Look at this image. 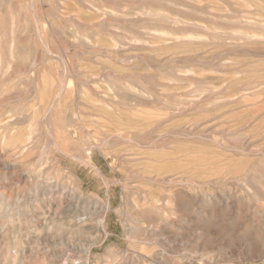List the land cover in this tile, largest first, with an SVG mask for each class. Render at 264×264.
<instances>
[{
	"label": "rangeland",
	"instance_id": "1",
	"mask_svg": "<svg viewBox=\"0 0 264 264\" xmlns=\"http://www.w3.org/2000/svg\"><path fill=\"white\" fill-rule=\"evenodd\" d=\"M263 14L264 0H1L0 126L6 123L9 127L6 132L16 137L28 135L35 128L43 133L38 130L33 132V138L26 146L30 153L23 156L26 159L0 147V221L7 217V220H13V217L30 219L32 214L33 218L54 217L66 227L74 228L81 216L88 220L85 233L90 236L94 233L90 226L107 215L112 235L100 240L90 264L112 249L119 256L110 264H137L138 258L143 255L148 256L144 258L149 264H264ZM9 23L12 25L10 29ZM118 24L121 25L120 30ZM25 25L29 29L33 27V31H27ZM17 26L20 29H16ZM21 32L24 35H20ZM254 32L258 33L257 40ZM3 33L4 39L9 41H4ZM141 33L147 37H142ZM11 40L14 44L10 43ZM103 48L105 51L102 53ZM6 57L7 61L4 60ZM90 82L94 85L91 86ZM51 83L55 93L59 91L56 94L60 95L56 100V103L60 102L56 104L59 107L55 116L48 112L38 124L39 117L33 115L32 108L41 112L43 92L49 90ZM8 85L11 86L8 88ZM103 95L107 100L100 99ZM75 110L80 118L75 116ZM63 120L66 123H62ZM119 126L131 133V137L142 132L145 136L130 143L96 142L97 137L110 135ZM76 128L78 131L74 130ZM56 136L60 139V152L55 151L51 144ZM72 136L75 141L71 146ZM32 140L37 144H33ZM78 143H81L80 147ZM138 147L143 148L140 150ZM3 164L10 165L11 173L2 169ZM152 175H155L154 178ZM170 176L173 185L165 183L166 180L171 181ZM9 177L10 180H7ZM63 180L66 184H62ZM46 181L60 182L59 185L64 186L67 193L63 197L47 195V198H42L47 201L41 199L38 204L34 198V187L45 185ZM73 197L74 202L71 200ZM153 199L159 202L161 209L158 205L153 206ZM109 203L111 207L106 214L105 206ZM25 204L32 206L28 207L30 212L23 214L29 206ZM22 205L23 211L20 210ZM70 205L71 212L66 209ZM16 210L22 214L19 215ZM15 214L17 217L13 216ZM23 220L25 227H29V221ZM36 224L40 226L42 221ZM128 224L135 226L134 237L126 235L130 227ZM30 237L31 234H22L23 240L29 244L32 242L31 247L34 241ZM42 238L39 255L31 256L27 264H73L83 261L80 245L85 238L81 243L74 241L75 244L66 238L53 240L45 234ZM138 240L150 244L139 245ZM77 244L79 250L75 247ZM5 253V239H0V264L6 262ZM100 264H105V261Z\"/></svg>",
	"mask_w": 264,
	"mask_h": 264
},
{
	"label": "bare ground",
	"instance_id": "2",
	"mask_svg": "<svg viewBox=\"0 0 264 264\" xmlns=\"http://www.w3.org/2000/svg\"><path fill=\"white\" fill-rule=\"evenodd\" d=\"M3 1V0H2ZM56 1H58V0H56ZM65 1V0H64ZM107 1H109V0H107ZM0 2H1V0H0ZM18 2V1H17ZM20 2V1H19ZM61 2V1H60ZM60 2H58L57 4H59ZM89 2V1H88ZM143 2H144V0H143ZM4 3H5V1H4ZM61 3H63V2H61ZM192 3V2H191ZM20 4V3H19ZM202 4H203V2H202ZM26 5V4H25ZM66 5H67V3H66ZM194 5V4H193ZM4 6H5V4H4ZM28 6V5H27ZM63 6V5H62ZM102 6V5H101ZM57 7H58V5H57ZM89 7V6H88ZM98 7V6H97ZM2 8H3V6H2ZM1 8V9H2ZM51 8V7H50ZM63 8H64V6H63ZM79 8V7H78ZM95 8V7H94ZM105 8V7H104ZM64 9H66V8H64ZM102 9V8H101ZM207 9V8H206ZM245 9V8H244ZM99 10V9H98ZM103 10V9H102ZM260 10H262V9H260ZM2 11V10H1ZM63 11V10H62ZM151 11V10H150ZM21 12V11H20ZM117 12H119V11H117ZM191 12V11H190ZM258 12V11H257ZM263 12V11H262ZM122 13V12H121ZM147 13H149V12H147ZM146 13V14H147ZM165 13V12H164ZM195 13V12H194ZM224 13H225V11H224ZM259 13V12H258ZM64 14V13H63ZM62 14V15H63ZM103 14V13H102ZM101 14V15H102ZM126 14V13H125ZM158 14V13H157ZM239 14V13H238ZM261 14V13H260ZM13 15H15V14H13ZM65 15V14H64ZM79 15V14H78ZM264 15V14H263ZM12 16V15H11ZM66 16V15H65ZM95 16V15H94ZM93 16V17H94ZM106 16V15H105ZM104 16V17H105ZM209 16V15H208ZM207 16V17H208ZM13 17V16H12ZM15 17V16H14ZM13 17V18H14ZM18 17V16H17ZM74 17V16H73ZM107 17H108V15H107ZM114 17H117V16H114ZM37 18V17H36ZM40 18V17H39ZM46 18V17H45ZM60 18V17H59ZM127 18V17H126ZM253 18V17H252ZM17 19V18H16ZM29 19V18H28ZM62 19H63V17H62ZM67 19V18H66ZM99 19V18H98ZM127 19H130V18H127ZM216 19V18H215ZM239 19V18H238ZM244 19V18H243ZM243 19H242V21H243ZM254 19V18H253ZM2 20V19H1ZM26 20V19H25ZM34 20H35V17H34ZM119 20V19H118ZM123 20V19H122ZM126 20V19H125ZM132 20V19H131ZM143 20V19H142ZM219 20V19H218ZM239 20H241V17H240V19ZM238 20V21H239ZM255 20V19H254ZM258 19H256V21H257ZM8 21H10V20H8ZM17 21V20H16ZM15 21V22H16ZM32 22H33V20H31ZM55 21V20H54ZM79 21H80V19H79ZM83 21V20H82ZM101 21H102V19H101ZM175 21V20H174ZM216 21V20H215ZM226 21V20H225ZM238 21H236V22H238ZM253 21V20H252ZM15 22H14V24H15ZM39 22V21H38ZM90 22V21H89ZM110 22H112V21H110ZM178 22V21H177ZM251 22V21H250ZM254 22V21H253ZM253 22H251V23H253ZM258 22V21H257ZM256 22V23H257ZM10 23H11V21H10ZM9 23V24H10ZM17 23H19L18 21H17ZM26 23V22H25ZM44 23V22H43ZM46 23V22H45ZM52 23H53V18H52V22H51V26H52ZM81 23V22H80ZM128 23V22H127ZM127 23H125V26H126V24ZM238 23H240V22H238ZM255 23V22H254ZM20 24V23H19ZM34 24V23H33ZM32 24V26H34ZM49 24V23H48ZM112 24H113V22H112ZM120 24V23H119ZM119 24H118V27H119V30H120V28H121V25L119 26ZM219 24V23H218ZM8 25V24H7ZM23 25V24H22ZM102 25V24H101ZM144 25V24H143ZM160 25V24H159ZM164 25V24H163ZM215 25V24H214ZM250 25V24H249ZM255 25V24H254ZM257 25H258V23H257ZM256 25V26H257ZM12 25L10 24V26H9V29H10V27H11ZM14 26V25H13ZM19 27H20V25H18ZM18 26L16 27V29L18 28ZM26 26V25H25ZM28 26V25H27ZM26 26V30L28 31V27ZM37 26V25H36ZM105 26V25H104ZM108 26V25H107ZM115 26H117V25H115ZM133 26V25H132ZM188 26V25H187ZM22 27V26H21ZM20 27V28H21ZM54 27V26H53ZM94 27V26H93ZM96 27H97V25H96ZM108 27H110V24H109V26ZM112 27V26H111ZM194 27V26H193ZM0 28H1V25H0ZM12 28V27H11ZM20 28H18V29H20ZM47 28L49 29L50 27H49V25L47 26ZM47 28H46V30H47ZM103 28V27H102ZM113 28V27H112ZM116 28V27H115ZM126 28V27H125ZM128 28V27H127ZM131 28V27H130ZM175 28V27H174ZM179 28H180V26H179ZM30 29H32V31H33V27H30ZM29 29V30H30ZM34 29H35V27H34ZM98 29V28H97ZM145 29V28H144ZM263 29V28H262ZM3 30V29H2ZM14 30V29H13ZM22 30V29H21ZM95 30V29H94ZM93 30V31H94ZM112 30H114V29H112ZM142 30V29H141ZM178 30V29H177ZM207 30V29H206ZM264 30V29H263ZM20 31V30H19ZM26 31V32H27ZM36 31V29L34 30V32ZM41 31V30H40ZM105 31V30H104ZM123 31V30H122ZM150 31V30H149ZM10 32H11V30H10ZM18 32V31H17ZM33 32V33H34ZM38 32V31H37ZM42 32V31H41ZM55 32V31H54ZM96 32V31H95ZM99 32V31H98ZM102 32V31H101ZM151 32V31H150ZM163 32V31H162ZM224 32V31H223ZM240 32V31H239ZM243 32V31H242ZM7 33H8V30H7ZM23 33H24V31H23ZM22 32H21V34L20 35H22L23 34ZM43 33V32H42ZM46 33V32H45ZM75 33V32H74ZM104 33V32H103ZM103 33H101V34H103ZM122 33V32H121ZM125 33V32H124ZM142 33H144V31H142ZM142 33H141V36L143 37V35L144 34H146V33H144L143 35H142ZM197 33V32H196ZM225 33V32H224ZM234 33H235V31H234ZM252 33L253 32H251V35H252ZM255 33V32H254ZM262 33V32H261ZM12 34V33H11ZM27 34H30V33H27ZM39 34H40V32H39ZM38 34V35H39ZM116 34V33H115ZM135 34V33H134ZM150 34H153V32L152 33H150ZM162 34H164V33H162ZM166 34V33H165ZM164 34V35H165ZM256 34H258V33H255V35ZM262 34H264V33H262ZM1 35V34H0ZM8 35V34H7ZM17 35V34H16ZM16 35H15V37H16ZM24 35V34H23ZM32 35V34H31ZM35 35V34H34ZM46 35H48V32H47V34ZM77 35V34H76ZM82 35V34H81ZM86 35V34H85ZM99 35V34H98ZM108 35V34H107ZM106 35V36H107ZM110 35V34H109ZM121 35H124V34H121ZM138 35V34H137ZM147 35V34H146ZM156 35V34H155ZM215 35V34H214ZM250 35V37L252 38V36ZM9 36H10V34H9ZM9 36H8V38H9ZM12 36V35H11ZM26 36V38H27V40H28V37H27V35H25ZM37 36V35H36ZM54 36H55V34H54ZM79 36V35H78ZM145 36V35H144ZM166 36V35H165ZM168 36H169V34H168ZM167 36V37H168ZM181 36V35H180ZM257 36V35H256ZM1 37V36H0ZM29 37H31V39H32V36H29ZM35 37V36H34ZM112 36H110V38H111ZM139 37V36H138ZM145 37H147V36H145ZM150 37V36H149ZM192 37V36H191ZM219 37V36H218ZM255 37V36H254ZM3 39H4V33H3V37H2ZM52 38H54V37H52ZM135 38H136V36H135ZM134 38V39H135ZM156 38V37H155ZM197 39H198V37H196ZM257 38H258V36L256 37V40H257ZM38 39V38H37ZM51 39V38H50ZM114 39V38H113ZM121 39V38H120ZM138 39V38H137ZM191 39H193V37L191 38ZM262 39V38H261ZM13 40V39H12ZM11 40V41H12ZM48 40V37H47V39H46V41ZM122 40H124L123 38H122ZM129 40V39H128ZM127 40V41H128ZM161 40V39H160ZM163 40V39H162ZM184 40V39H183ZM186 40V39H185ZM188 40V39H187ZM189 40H190V36H189ZM194 41H195V39H193ZM199 40V39H198ZM203 40V39H202ZM202 40H200V41H202ZM0 41H2L1 39H0ZM4 41H9V39L8 40H6V38L4 39ZM10 41V43H12V44H14L13 42L14 41H12L11 42ZM39 41H40V39H39ZM62 41V40H61ZM90 41V40H89ZM88 41V42H89ZM126 41V40H125ZM87 42V43H88ZM123 42V41H122ZM136 42H137V40H136ZM167 42V41H166ZM248 42V41H247ZM132 43H133V40H132ZM131 43V44H132ZM135 43V42H134ZM142 43V42H141ZM161 43V42H160ZM244 43V42H243ZM17 44V43H16ZM25 44V43H24ZM23 44V45H24ZM45 44V43H44ZM52 44V43H51ZM136 44V43H135ZM135 44H134V47H135ZM162 44V43H161ZM166 44V43H165ZM182 44H183V41H182ZM4 45H5V43H4ZM7 45H9V44H7ZM140 45V44H139ZM41 46V45H40ZM153 46V45H152ZM159 46V45H158ZM0 47H2V46H0ZM13 46L11 45V48H12ZM45 47V46H44ZM85 47V46H84ZM94 47V46H93ZM98 47V46H97ZM125 47V46H124ZM138 47V46H137ZM153 47H155V46H153ZM152 47V48H153ZM196 47V46H195ZM3 48V47H2ZM2 48H0V49H2ZM5 48H7V47H5ZM5 48H4V50H5ZM16 48V47H15ZM116 48H117V45H116ZM118 48L120 49V46L118 45ZM159 48V47H158ZM14 49V48H13ZM19 49V48H18ZM21 49V48H20ZM19 49V50H20ZM48 49H49V46H48ZM54 49V48H53ZM104 49V48H103ZM124 49V48H123ZM186 49V48H185ZM9 50V49H8ZM125 50V49H124ZM44 51V50H43ZM47 51V50H46ZM50 51V50H49ZM103 51H105V49L104 50H102V53H103ZM126 51V50H125ZM151 51V50H150ZM160 51V50H159ZM187 51V50H186ZM22 52H24V51H22ZM28 52V51H27ZM50 52H52V51H50ZM108 52H110V51H108ZM143 52V51H142ZM6 53V52H5ZM13 54H14V50H13V52H12ZM55 53V52H54ZM97 53V52H96ZM22 54V53H21ZM51 54H53V53H51ZM69 54V53H68ZM82 54V53H81ZM98 54V53H97ZM110 54V53H109ZM0 55H1V52H0ZM28 55V54H27ZM88 55V54H87ZM6 56V55H5ZM26 56V55H25ZM24 56V57H25ZM29 56V55H28ZM55 56V55H54ZM111 56V55H110ZM218 56V55H217ZM1 57V56H0ZM7 57H9V56H7ZM6 57V58H7ZM14 57V56H13ZM22 57V56H21ZM32 57V56H31ZM31 57H29V58H31ZM136 57V56H135ZM134 57V58H135ZM23 58V57H22ZM33 58V57H32ZM52 58V57H51ZM111 58V57H110ZM259 58V57H258ZM181 59V58H180ZM184 59V58H183ZM182 59V60H183ZM1 60H3V59H1ZM4 60H8V58L7 59H4ZM24 60H25V58H24ZM111 60V59H110ZM134 60V59H133ZM137 60V59H136ZM13 61H14V59H13ZM13 61H11V62H13ZM22 61V60H21ZM3 62V61H2ZM166 62V61H165ZM190 62V61H189ZM5 63V62H4ZM23 63V62H22ZM135 63V62H134ZM252 63V62H251ZM3 64V63H2ZM30 64V63H29ZM5 65H6V63H5ZM23 65V64H22ZM24 65H26V64H24ZM206 65V64H205ZM1 67L0 68H2V65H0ZM7 66H9V65H7ZM100 66V65H99ZM5 67V66H4ZM30 67V66H29ZM29 67H27V68H29ZM39 67V66H38ZM47 67V66H46ZM214 67V66H213ZM6 68V67H5ZM19 68V67H18ZM17 68V69H18ZM21 68H24V67H21ZM32 68V67H31ZM66 68V67H65ZM216 68V67H215ZM40 69V68H39ZM45 69V68H44ZM43 69V70H44ZM51 69H52V67H51ZM201 69V68H200ZM5 70V69H4ZM8 70V69H7ZM50 70V69H49ZM154 70V69H153ZM28 71V70H27ZM76 71V70H75ZM83 71V70H82ZM205 71V70H204ZM24 72V71H23ZM77 72V71H76ZM86 72V71H85ZM187 72V71H186ZM189 72V71H188ZM41 73H43V72H41ZM40 73V74H41ZM65 73V72H64ZM83 73V72H82ZM36 74V73H35ZM37 74H39V73H37ZM46 74H49V72H47ZM4 75H5V71H4ZM11 75V74H10ZM140 75V74H139ZM49 76H51V75H49ZM63 76V75H62ZM80 76V75H79ZM78 76V77H79ZM94 76H96V75H94ZM115 76V75H114ZM141 76H142V74H141ZM1 75H0V79H1ZM81 77V76H80ZM8 78V77H7ZM53 78V77H52ZM86 78V77H85ZM116 78V77H115ZM64 79V78H63ZM87 79V78H86ZM90 79H94V78H90ZM89 79V80H90ZM97 79H98V77H97ZM111 79V78H110ZM6 82H7V80H6V78L4 79ZM3 80V81H4ZM13 80V79H12ZM40 80V79H39ZM54 80V79H53ZM113 80V79H112ZM2 81V80H1ZM0 81V82H1ZM64 81V80H63ZM72 81V80H71ZM84 81H86V83L88 82L87 80H84ZM119 81H120V79H119ZM173 81V80H172ZM8 82H9V80H8ZM41 82V81H40ZM108 82H110V81H108ZM113 82V81H112ZM129 82V81H128ZM133 82V81H132ZM156 82V81H155ZM69 83H70V81H69ZM119 83V82H118ZM125 83V85H126V81L124 82ZM136 83V82H135ZM3 84V83H2ZM1 84V85H2ZM8 84V83H7ZM40 84V83H39ZM42 84V83H41ZM66 84V83H65ZM71 84V83H70ZM91 86L92 85H94V84H91V82L89 83ZM114 84H116L115 83V81H114V83H113V85ZM13 85V84H12ZM67 85H69V84H67ZM9 86H11V85H8V88H9ZM40 86V85H39ZM50 88H49V90H46V91H44L43 93H44V97L43 98H41L42 99V102H43V105L41 106V112H40V110L38 111V108L37 109H34V108H32V111H33V115L34 116H37L38 115V117H39V120L37 121L38 122V124H39V121H41L40 120V118L42 117V118H44V114H46V113H48V112H50L52 115H56V113H57V110H58V105H56L57 103H56V100H58V96L60 97V95H56L58 92H56L55 93V87H54V85H52V83L50 84ZM87 86H88V84H87ZM115 86V85H114ZM137 86V85H136ZM57 87V86H56ZM82 87V86H81ZM111 87V86H110ZM123 87H124V85H123ZM143 87V86H142ZM12 88V87H11ZM39 88V87H38ZM41 88V87H40ZM39 88V89H40ZM68 88V87H67ZM85 88H86V85H85ZM84 88V89H85ZM115 88V87H114ZM120 88V87H119ZM126 88V87H125ZM129 88H130V84H129ZM145 88V87H144ZM83 89V88H82ZM116 89V88H115ZM131 89V88H130ZM137 89H138V87H137ZM137 89L135 90L136 92H137ZM154 89V88H153ZM3 90V89H2ZM21 90H22V88H21ZM86 90V89H85ZM117 90V89H116ZM132 90H133V88H132ZM40 91V90H39ZM90 91V90H89ZM114 91V90H113ZM119 91V90H118ZM191 91V90H190ZM236 91V90H235ZM1 92V91H0ZM7 92V91H6ZM79 92V94H80V91H78ZM82 93L81 94H83V91H81ZM99 92V91H98ZM135 92V93H136ZM207 92V91H206ZM226 92V91H225ZM2 93V92H1ZM64 93V92H63ZM96 93V92H95ZM94 93V94H95ZM101 93V92H100ZM99 93V94H100ZM134 93V92H133ZM146 93V92H145ZM148 93V92H147ZM3 94H4V92H3ZM62 94V93H61ZM110 94V93H109ZM139 94H140V92H139ZM150 94V93H149ZM163 94V93H162ZM193 94V93H192ZM1 95V94H0ZM5 95V94H4ZM34 95V94H33ZM42 95V94H41ZM40 95V96H41ZM95 95H98V94H95ZM115 95V94H114ZM126 95V94H125ZM151 96H153L152 94H150ZM161 95V94H160ZM172 95V94H171ZM210 95V94H209ZM10 96H12V95H10ZM36 96V95H35ZM101 96V95H100ZM105 95H103L102 97H100V99L102 98V99H104L103 97H104ZM141 96V95H140ZM38 97V96H37ZM106 97V96H105ZM111 97V96H110ZM144 97H146V96H144ZM176 97V96H175ZM242 97H244V96H242ZM36 98V97H35ZM124 98V97H123ZM177 98V97H176ZM262 98V97H261ZM86 99V98H85ZM94 99V98H93ZM106 99V98H105ZM104 99V100H105ZM114 99V98H113ZM125 99V98H124ZM173 99H175V98H173ZM243 99V98H242ZM32 100H36V99H32ZM76 100H77V98H76ZM107 100V99H106ZM136 100V99H135ZM139 100V99H138ZM148 100V99H147ZM109 101H110V99H109ZM140 101V100H139ZM158 101V100H157ZM106 102V101H105ZM104 102V103H105ZM155 102V101H154ZM233 102V101H232ZM29 103H32L31 101L29 102ZM60 103V102H59ZM58 103V104H59ZM103 103V104H104ZM117 103V102H116ZM120 103V102H119ZM145 103H146V101H145ZM165 103V102H164ZM182 103H183V101H182ZM108 104V103H107ZM107 104H106V106H107ZM118 104V103H117ZM116 104V106H118ZM120 104H122V103H120ZM120 104H119V106H120ZM29 105V104H28ZM111 105V104H110ZM128 105V104H127ZM141 105V104H140ZM190 105V104H189ZM103 106V105H102ZM118 106V107H119ZM126 106V105H125ZM151 106V105H150ZM188 106V105H187ZM2 107L4 108V106H1V109H2ZM38 107V106H37ZM67 107H69V106H67ZM76 107V106H75ZM81 107V106H80ZM108 107V106H107ZM121 107V106H120ZM127 107V106H126ZM125 107V108H126ZM130 107V106H129ZM142 107V106H141ZM146 107V106H145ZM86 108V107H85ZM110 108H111V106H110ZM140 108V107H139ZM5 109V108H4ZM18 109V108H17ZM25 109V108H24ZM30 109V108H29ZM69 109H70V107H69ZM78 109V108H77ZM90 110H91V108H89ZM105 109V108H104ZM123 109V108H122ZM145 109V108H144ZM148 109V108H147ZM153 109H154V107H153ZM12 110H13V108H12ZM12 110H11V112H12ZM71 110V109H70ZM74 110V109H73ZM87 110V109H86ZM7 111H9V110H7ZM115 111V110H114ZM127 111H129V110H127ZM15 112V111H14ZM13 112V113H14ZM19 112V111H18ZM60 112V111H59ZM1 113V112H0ZM12 113V114H13ZM16 113V112H15ZM24 113H26V112H24ZM66 113H67V111H66ZM76 112V110H75V116L77 115V114H79V113H77ZM7 114H8V112H7ZM10 114V113H9ZM69 114V113H68ZM93 114V113H92ZM92 114H89V115H92ZM138 114V113H137ZM140 114H142L143 115V113H140ZM20 115V114H19ZM30 115V114H29ZM47 115V114H46ZM45 115V116H46ZM62 115V114H61ZM80 115V114H79ZM78 115V116H79ZM95 115H97L98 116V114H95ZM139 115V114H138ZM17 115L15 114V117H16ZM22 116V115H21ZM23 116H24V114H23ZM69 116V115H68ZM81 116H82V114H81ZM100 116V115H99ZM102 116V115H101ZM144 116V115H143ZM173 116V115H172ZM14 117V118H15ZM25 117H26V119H27V117L28 116H26L25 115ZM65 117H66V115H65ZM71 117H73L72 116V113H71ZM77 117V116H76ZM84 117V116H83ZM104 117V116H103ZM106 117V116H105ZM134 117V116H133ZM149 117V116H148ZM166 117V116H165ZM164 117V118H165ZM19 118V117H18ZM21 118V117H20ZM23 118V117H22ZM63 119H65L64 117H62ZM77 118H80V117H77ZM94 118V117H93ZM139 118H140V116H139ZM160 118V117H159ZM175 118V117H174ZM12 119V118H11ZM10 119V121H12ZM52 119H53V117H52ZM69 119V118H68ZM72 119H74V118H72ZM108 119V118H107ZM161 119V118H160ZM22 120V119H21ZM56 120H57V118H56ZM55 120V121H56ZM60 120H62V119H60ZM78 120V119H77ZM104 120H105V118H104ZM109 120V119H108ZM163 120H165V119H163ZM8 121V120H7ZM6 121V122H7ZM17 121H20L19 119L17 120ZM17 121H16V123H17ZM29 121V120H28ZM28 121H26L25 122V124L26 125H28L29 123H28ZM35 121V120H34ZM43 121V120H42ZM66 120H63L62 121V123L63 122H65ZM79 121H81V119L79 120ZM162 121V120H161ZM14 122V121H13ZM30 122V121H29ZM61 121H59L58 122V124L60 123ZM73 122H76V121H74L73 120ZM73 122H71V123H73ZM132 122V121H131ZM139 121H137V123H138ZM28 123V124H27ZM35 123H36V121H35ZM35 123H34V125H35ZM43 123H44V121H43ZM42 123V124H43ZM61 123V124H62ZM66 123V122H65ZM76 123H79L78 121L76 122ZM75 123V124H76ZM94 123V122H93ZM2 124V123H1ZM4 124V123H3ZM1 125L0 126V147L3 149V150H6V151H8L9 153H11V152H13L14 154H16V155H19L22 159H26V157H23V156H25L27 153H30V152H28V147H26L28 144L27 143H29L30 142V140L33 138V135H34V131H37L38 130V128H35L34 130L32 129V128H30V129H32V131H29V134L28 135H22V134H20V135H22L21 137H19V135H17L18 137H16V136H14V135H9L8 134V132H6V130H7V128H9V127H7V125ZM7 124H9V123H7ZM18 124V123H17ZM40 124H41V122H40ZM46 124H47V122H46ZM49 124V123H48ZM68 124V123H67ZM66 124V125H67ZM69 124H70V122H69ZM74 124V123H73ZM34 125H32V126H34ZM37 125V124H36ZM53 126L55 125V124H52ZM66 125H65V127H66ZM80 125V124H79ZM84 125V124H83ZM97 125V124H96ZM130 125V124H129ZM129 125H127V126H129ZM132 125V124H131ZM151 125V124H150ZM13 126V125H12ZM18 126V125H17ZM46 126H48V125H46ZM59 126V125H58ZM61 126V125H60ZM76 126V125H75ZM152 126V125H151ZM159 126V125H158ZM162 126V125H161ZM30 127V126H29ZM51 127V126H50ZM50 127H49V129H50ZM73 127H74V125H73ZM72 127V128H73ZM80 127V126H79ZM83 127V126H82ZM154 127H155V125H154ZM44 128V127H43ZM56 128V127H55ZM69 128H71V127H69ZM78 128V127H77ZM77 128L76 129H74V130H77ZM81 128V127H80ZM158 128V127H157ZM185 128V127H184ZM53 129H54V127H53ZM79 129V128H78ZM84 129V128H83ZM86 129V128H85ZM150 129H151V127H150ZM152 129H153V127H152ZM41 130H42V128H41ZM60 130V129H59ZM63 130H64V128H63ZM79 130H81V129H79ZM87 130V129H86ZM126 130H129V129H126ZM156 130V129H155ZM188 130V129H187ZM12 131V130H11ZM38 131H40V130H38ZM49 131H52V130H49ZM61 131V130H60ZM59 131V132H60ZM78 131V130H77ZM154 131V130H153ZM159 131V130H158ZM26 132V131H25ZM34 132V133H33ZM41 132V131H40ZM53 132V131H52ZM56 132V134H57V130L55 131ZM55 132H54V134H55ZM66 132H69V130L68 131H66ZM83 132H85V131H83ZM87 132V131H86ZM90 132V131H89ZM107 132V131H106ZM156 132H157V130H156ZM19 133V132H18ZM17 133V134H18ZM41 133H43V132H41ZM46 133V132H45ZM50 133V132H49ZM74 133H75V131H74ZM81 133H82V131H81ZM95 133H96V131H95ZM112 133V134H111ZM111 133H110V135H104V137L103 136H101V137H97V140H96V142L97 141H99V142H103L104 144H107L108 142H113V144L115 143V141H129V143L130 142H136V141H139L141 138H143V136H145V134L142 132V133H136V134H134L132 137H131V133H128L127 131H124V129H123V127H120L119 126V128H116L114 131L112 130L111 131ZM148 133L149 134H151L150 132H149V129H148ZM233 133V132H232ZM37 134V133H36ZM48 134V133H47ZM63 134H64V132H63ZM156 134H158V132L156 133ZM210 134V133H209ZM37 135H41L40 133L39 134H37ZM43 135V134H42ZM41 135V136H42ZM60 135V133H58V136ZM65 135V134H64ZM69 135H71V134H69ZM83 135V134H82ZM96 135H97V133H96ZM153 135V134H152ZM54 136V135H53ZM68 136V135H67ZM81 136V135H80ZM79 136V137H80ZM85 136H86V134H85ZM87 136H89L88 134H87ZM148 136H150V135H148ZM38 137V136H37ZM60 137V136H59ZM59 137H57L56 136V139H54L53 141H52V145L54 146V148H56V150L55 151H57L58 150V148H59V144H60V139H59ZM64 137V136H63ZM75 137H76V133L74 134V139H75ZM90 137V136H89ZM89 137H88V139H89ZM153 137V136H152ZM151 137V138H152ZM44 138L45 139H48L49 137H45L44 136ZM52 138V137H51ZM81 138H82V136H81ZM96 138V137H95ZM39 139L41 140V137L39 136ZM73 136H72V139H70V140H72L71 141V146H72V143H73ZM85 139H86V137H85ZM139 139V140H138ZM49 140V139H48ZM33 141V140H32ZM42 141V140H41ZM51 141H49V142H51ZM75 141V140H74ZM81 141V140H80ZM79 141V142H80ZM91 141V140H90ZM66 142V141H65ZM67 142L69 143V141H68V137H67ZM86 142H87V139H86ZM89 142V141H88ZM213 142V141H212ZM242 142V141H241ZM35 142L33 141V144H34ZM42 143V142H41ZM45 143H47V142H45ZM45 143L43 144V145H45ZM75 143V142H74ZM82 143H84V142H82ZM216 143V142H215ZM35 144H37V143H35ZM76 144V143H75ZM79 144V143H78ZM124 144H126V143H124ZM31 145V144H30ZM49 145V144H48ZM62 145V144H61ZM70 145V144H69ZM68 145V146H69ZM80 145H81V143L79 144V147H80ZM86 145V144H85ZM99 145V144H98ZM123 145V144H122ZM32 146V145H31ZM38 146V145H37ZM50 146V145H49ZM48 146V147H49ZM67 146V147H68ZM75 146V145H74ZM77 146V145H76ZM87 146V145H86ZM145 146H146V144H145ZM35 147V146H34ZM44 147V146H43ZM88 147V146H87ZM93 147V146H92ZM95 147V146H94ZM144 147V146H143ZM143 147H141V149L143 148ZM147 147V146H146ZM167 147V146H166ZM253 147V146H252ZM91 148V147H90ZM98 148H99V146H98ZM136 148V147H135ZM139 148V147H138ZM68 149V148H67ZM73 149V148H72ZM75 149H79V148H76L75 147ZM121 149H123V148H121ZM140 149V148H139ZM140 149V150H141ZM150 149V148H149ZM41 150H43V152H44V149L43 148H41ZM41 150H39V151H41ZM48 150H49V148H48ZM91 149H89V151H90ZM99 150H101V149H99ZM143 150H145V148L143 149ZM59 151V150H58ZM73 151H75V150H72V152ZM124 151V150H123ZM261 151V150H260ZM42 152V153H43ZM60 152V151H59ZM120 152V151H119ZM41 153V154H42ZM63 153V152H62ZM71 153V152H70ZM76 153H79V152H76ZM90 153V152H89ZM100 153H101V151H100ZM33 154V153H32ZM40 154V155H41ZM48 153H46L45 155H47ZM50 154V153H49ZM48 154V155H49ZM63 154H65V153H63ZM73 154V153H72ZM75 154V153H74ZM112 154V153H111ZM44 155V154H43ZM42 155V156H43ZM103 155V154H102ZM126 155V154H125ZM134 155L135 154H133V157H134ZM137 155V154H136ZM149 155V154H148ZM166 155V154H165ZM14 156V155H13ZM19 156L18 157H16L17 159L19 158ZM30 156H31V154H30ZM51 156V155H50ZM90 156V155H89ZM106 156V155H105ZM126 156H129L128 154L126 155ZM167 156H168V154H167ZM3 157V156H2ZM15 157V156H14ZM13 157V158H14ZM46 157V156H45ZM45 157H43V159L45 158ZM78 157V156H77ZM93 157V156H92ZM116 157V156H115ZM6 158V157H5ZM4 158V159H5ZM40 158H41V156H40ZM70 158V157H69ZM75 158V157H74ZM80 158V157H79ZM122 158H124L123 156H122ZM140 158V157H139ZM156 158V157H155ZM1 159V158H0ZM47 159V158H46ZM49 159H50V157H49ZM58 159V158H57ZM72 159V158H71ZM87 159H88V157H87ZM126 159H127V157H126ZM138 159V158H137ZM142 159H143V157H142ZM144 159H148V158H144ZM151 159V158H150ZM21 160V159H20ZM20 160H19V162H20ZM39 160V159H38ZM149 160V159H148ZM155 160V159H154ZM15 161V160H14ZM13 161V162H14ZM25 161V160H24ZM48 161H50V160H48ZM47 160H46V162H48ZM75 161H76V159H75ZM144 161V160H143ZM157 160H155V162H156ZM1 162H2V160H1ZM0 162V163H1ZM12 162V161H11ZM34 162V161H33ZM39 162V161H38ZM52 162V161H51ZM145 162V161H144ZM154 162V163H155ZM40 163H41V161H40ZM39 163V164H40ZM90 163V162H89ZM88 163V164H89ZM30 164V163H29ZM92 164V163H91ZM91 164H90V166H91ZM94 164V163H93ZM113 164V163H112ZM23 165H24V163H23ZM34 165V164H33ZM123 165V164H122ZM25 166L26 165H24V168H25ZM57 166V165H56ZM1 167H2V169L4 170V169H6V170H8L9 172H10V165H8V164H3V165H1ZM34 167V166H33ZM41 167V166H40ZM152 167V166H151ZM17 168V167H16ZM23 168V169H24ZM34 168H36V166L34 167ZM38 168V167H37ZM67 168V167H66ZM94 168V167H93ZM155 168V167H154ZM153 168V169H154ZM97 169V168H96ZM124 169V168H123ZM2 170V171H3ZM6 170H5V172H6ZM50 170H52V168H50ZM28 171V170H27ZM39 171V170H38ZM55 172H57V173H59V171H56L55 170ZM11 173V172H10ZM26 173V172H25ZM153 173V172H152ZM6 174H7V172H6ZM5 174V175H6ZM41 173H40V171H39V175H40ZM65 174V173H64ZM68 174H70L69 172H68ZM67 174V175H68ZM18 175V174H17ZM20 175V174H19ZM25 175V174H24ZM27 175H29V174H27ZM26 175V176H27ZM36 175V174H35ZM43 174H41V176H42ZM71 175V174H70ZM69 175V176H70ZM176 175V174H175ZM23 176V175H22ZM30 176H31V173H30ZM40 176V177H41ZM66 176V175H65ZM65 176H64V179H65ZM72 176V175H71ZM153 176V178H154V176L155 175H152ZM19 177V176H18ZM61 177V176H60ZM223 177V176H222ZM10 178L11 177H9L7 180H10ZM36 178V177H35ZM43 178V177H42ZM68 178V177H67ZM163 178H165V177H163ZM168 178V177H167ZM170 178H171V176H170ZM169 178V179H170ZM21 179H22V177H21ZM26 179V178H25ZM25 179H23L25 182H27L28 181V179H27V181L25 180ZM39 179V178H38ZM45 179H46V177H45ZM49 179L51 180V178L49 177ZM72 179V178H71ZM143 179V178H142ZM19 180V179H18ZM58 180H60V179H58ZM68 181H69V179H67ZM146 180H147V177H146ZM150 180V179H149ZM155 180H157V179H155ZM160 180V179H159ZM162 180V179H161ZM177 180V179H176ZM186 180V179H185ZM249 180V179H248ZM1 181V180H0ZM31 181V180H30ZM29 181V182H30ZM64 181V180H63ZM65 181H66V179H65ZM65 181H64V183H62V184H66L65 183ZM167 181V180H166ZM165 181V183H167V185H171L173 182H172V178H171V181L170 180H168L167 182ZM59 182V181H58ZM71 182V181H70ZM223 182V181H222ZM43 183V182H42ZM74 183V182H73ZM75 183H76V181H75ZM134 183V182H133ZM156 183H159V182H156ZM169 183V184H168ZM224 183V182H223ZM34 184V183H33ZM43 184H45V185H41L40 184V186H39V184H38V186H35L33 189L35 190V194H34V198H35V200H36V202L39 204V200H41L43 197H45V198H47V195H49V197H56V196H64L66 193H67V191H65L64 189V186H62V185H59L60 184V182L59 183H56V182H54V181H46V183H43ZM71 184V183H70ZM77 184V183H76ZM75 184V185H76ZM161 184H162V182H161ZM264 184V183H263ZM31 185V184H30ZM69 185V184H68ZM72 185V184H71ZM74 185V184H73ZM166 185V184H165ZM173 185V184H172ZM175 185V184H174ZM177 185V184H176ZM67 187V186H66ZM130 187V186H129ZM175 187V186H174ZM24 188V187H23ZM69 188H71V186L69 187ZM68 188V189H69ZM167 188V187H166ZM79 189V188H78ZM168 189H170V188H167V190ZM34 190H33V192H34ZM69 191V190H68ZM160 191V190H159ZM82 192V191H81ZM129 192H130V190H129ZM171 192V191H170ZM226 192V191H225ZM73 193V192H72ZM83 193V192H82ZM17 195H19V193L17 194ZM131 195V194H130ZM170 195V194H169ZM74 196V195H73ZM79 197L81 196V195H78ZM147 196V195H146ZM19 197V196H18ZM17 197V198H18ZM22 197V196H21ZM20 197V198H21ZM75 197H77V194L75 195ZM82 197V196H81ZM91 197V196H90ZM45 198L44 199H42V200H44V201H47V200H45ZM59 198H61V197H59ZM70 198V197H69ZM94 198V197H93ZM22 199V198H21ZM73 199H75L74 197L71 199L72 201H73ZM98 199L99 198H97V202H99L98 201ZM145 199L146 198H144V200H143V202L145 201ZM259 199V198H258ZM34 200V201H35ZM79 200V199H78ZM140 200V199H139ZM2 201V200H1ZM4 201H5V199H4ZM22 201V200H21ZM31 202H32V200H30ZM29 201V202H30ZM33 201V202H34ZM71 201V202H72ZM101 201V200H100ZM147 201V200H146ZM19 202H20V200H19ZM18 202V203H19ZM24 202V201H23ZM36 202H34L33 204H35ZM74 202V201H73ZM76 202H78L77 201V199H76ZM152 204H153V206H156L157 207V205H158V201L157 200H155V199H153L152 201ZM36 203V204H37ZM41 203V202H40ZM47 203V202H46ZM49 203V202H48ZM66 203V202H65ZM108 203V202H107ZM145 203V202H144ZM19 204H22V203H19ZM42 204V203H41ZM104 204V203H103ZM5 205V204H4ZM7 205V204H6ZM5 205V206H6ZM25 205H29V204H25ZM45 205V204H44ZM65 205V204H64ZM72 205H73V203H72ZM77 205V204H76ZM104 205H106V204H104ZM111 204L109 203L107 206H105L106 207V210L107 211H105V213L106 212H108L109 210H110V206ZM145 205V204H144ZM143 205V206H144ZM1 206H3L2 204H1ZM21 206V205H20ZM32 206V205H31ZM31 206L29 205V206H27L26 207V210H22V209H24L23 208V205H22V208L20 209V210H22L23 211V214H25V213H27V211H29V208L28 207H30L31 208ZM49 206V205H48ZM84 206V205H83ZM7 207V206H6ZM8 207H9V205H8ZM25 207V206H24ZM45 207V206H44ZM156 207H154L155 209H157ZM158 207H159V205H158ZM3 208H5L4 206H3ZM3 208H1V209H3ZM27 208H28V210H27ZM78 208V207H77ZM160 209H161V207H159ZM67 209V211H69V212H71L70 210L72 209V207H71V205L69 206V208H66ZM112 210V209H111ZM121 210V209H120ZM17 212H18V210H16ZM41 211V210H40ZM45 211H47V210H45ZM66 211V210H65ZM66 211V212H67ZM16 212V213H17ZM25 212V213H24ZM30 212V211H29ZM28 212V213H29ZM3 213V212H2ZM1 213V214H2ZM32 213V212H31ZM90 213V212H89ZM95 213V212H94ZM18 214L19 215H21L22 213L19 211L18 212ZM44 214H45V212H44ZM68 214V213H67ZM107 214V213H106ZM116 214V213H115ZM123 214H124V212H123ZM12 215V214H11ZM27 215V214H26ZM83 215V214H82ZM13 216H16L17 217V214H15V215H13ZM30 216H31V218L30 219H27V217L24 219V220H28L29 221V224H27V225H29V227H25V224H23L22 223V221L21 220H23V219H14V217H13V220L10 218L9 220H7L8 219V217H7V219H3L2 221H0V239H5V242H6V253H5V256H6V262H5V264H27V260L31 257V256H33V255H35V254H38L39 253V250L41 249V243H40V241L43 239L42 238V236L45 234L46 236H49L51 239H53V240H62V239H64V238H66V239H68V241H70V242H72V243H74V241H79V243H81V240H82V238H85V240H84V242H83V244H79L80 245V254H82V258H81V260H83L82 262H80V263H77V262H74L73 264H90V262H91V258L93 257V251H94V249H95V247H97V245H98V243L100 242V240H102V238H104V237H106V239L108 238V236L109 235H112L111 234V232L109 231V228H108V219H107V215L105 216V217H100L99 219H97V220H95V224H93V225H91L90 226V228H92L93 230H94V233L93 234H91L90 236L89 235H86V233H85V229L86 228H88L87 227V219H86V217H82V218H80V217H78V220H77V223L74 225V228L72 227V226H70V227H66L62 222H60V220L58 221V220H54V217H47V218H33L34 216L32 215V214H30ZM29 216V217H30ZM72 217V216H71ZM73 217H76V215H74ZM90 217V216H89ZM19 218V217H18ZM98 218V217H97ZM1 220V219H0ZM23 220V221H24ZM125 220V219H124ZM39 221H42V225H37L36 223L37 222H39ZM72 222V221H71ZM123 222V221H122ZM133 222H136V221H133ZM132 222V223H133ZM27 223V222H26ZM125 223V222H124ZM123 224V223H122ZM129 225V224H128ZM125 226V225H124ZM130 226V225H129ZM72 227V228H71ZM138 228V227H137ZM140 228V227H139ZM126 231V230H125ZM128 233H126V235L127 234H129V235H131L132 234V236L134 235V231H135V226L134 227H132V226H130L129 227V229H128ZM23 233H26L27 235L29 234H31V236L32 237H30V238H32L33 239V245L30 247V244H32V242L29 244V242L27 241V240H23V238H22V234ZM89 236V237H88ZM92 236V237H91ZM27 237V236H26ZM134 237V236H133ZM29 240V239H28ZM65 240V239H64ZM43 242V241H42ZM63 242V241H62ZM75 244V243H74ZM78 244H77V246H75V247H77L78 248ZM137 244H139V245H149L150 243L149 242H147V241H137ZM51 246V245H50ZM135 248V247H134ZM28 249H30V251L29 252H27L28 251ZM77 250H79V248L77 249ZM53 251V250H52ZM129 252V251H128ZM41 253H42V251H41ZM47 253H48V251H47ZM47 253H45V252H43V254H46V256H47ZM106 253H108L107 255H105L104 257H102V258H95V262H94V264H100L102 261H105V264H110V262L112 263V261H114L115 259L117 260L118 259V254L119 253H116V252H114L113 251V249L112 250H109L108 252H106ZM153 253V252H152ZM39 255V254H38ZM44 256V255H43ZM55 256V255H54ZM102 256V255H101ZM145 256L143 255V257H139L138 258V260H137V264H149L146 260L147 259H145V258H147V257H145ZM134 260V259H133ZM119 261V260H118ZM70 263V262H69ZM93 263V262H92ZM132 263V262H131ZM61 264H68L67 262H63V263H61Z\"/></svg>",
	"mask_w": 264,
	"mask_h": 264
}]
</instances>
